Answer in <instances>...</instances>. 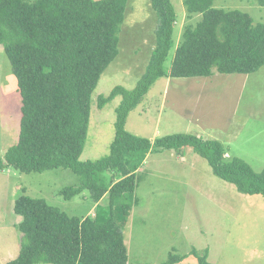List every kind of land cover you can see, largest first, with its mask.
<instances>
[{
    "label": "trees",
    "instance_id": "16d2710c",
    "mask_svg": "<svg viewBox=\"0 0 264 264\" xmlns=\"http://www.w3.org/2000/svg\"><path fill=\"white\" fill-rule=\"evenodd\" d=\"M215 0H183L188 17L173 46L176 11L171 0H150L157 16L155 45L135 85L114 86L99 95L103 107L116 96L114 137L109 152L80 160L87 136L91 94L102 72L118 53V32L127 0H0V44L17 81L21 115L17 141L0 154V171L43 172L69 168L77 186L59 189L64 199L88 191L94 211L68 215L44 198L24 193L14 198L22 233L17 254L5 264H128L123 228L142 178L149 152L191 150L203 157L218 178L248 195L264 197V168L256 171L243 158L227 154L224 144L190 132L153 139L128 131L126 119L160 77L248 74L264 65V23L249 13L213 6ZM264 6V0H255ZM170 57V65H165ZM114 177L107 180L104 172ZM203 253L170 254L160 264H175Z\"/></svg>",
    "mask_w": 264,
    "mask_h": 264
},
{
    "label": "rangeland",
    "instance_id": "374dc122",
    "mask_svg": "<svg viewBox=\"0 0 264 264\" xmlns=\"http://www.w3.org/2000/svg\"><path fill=\"white\" fill-rule=\"evenodd\" d=\"M176 11L175 47L188 17L183 0H171ZM215 7L249 13L254 23H264V6L255 0H215ZM157 16L150 0H127L118 32V53L100 75L91 94L87 136L80 160H95L109 152L114 137L116 96L103 107L98 96L116 85L131 89L149 61L155 45ZM165 65L169 67L170 57ZM21 96L3 46L0 44V154L19 135ZM128 131L153 139L175 132L214 138L227 154L238 156L256 171L264 168V65L257 71L208 76L160 77L143 101L126 119ZM191 150L179 159L170 150L149 152L139 169L136 204L123 228L128 264H160L169 255H184L195 248L212 264H264V197L239 192L215 176L207 161ZM187 154V155H186ZM197 158L191 165L187 156ZM179 156V155H178ZM184 157V158H183ZM107 180L118 178L109 171ZM80 178L69 168L43 172L0 171V264L13 258L22 233L21 216L14 212V198L24 193L44 198L68 215L84 217L94 211L88 191L64 199L65 186ZM52 264V263H38ZM175 264H198L194 255Z\"/></svg>",
    "mask_w": 264,
    "mask_h": 264
},
{
    "label": "crops",
    "instance_id": "0c3cea01",
    "mask_svg": "<svg viewBox=\"0 0 264 264\" xmlns=\"http://www.w3.org/2000/svg\"><path fill=\"white\" fill-rule=\"evenodd\" d=\"M170 151H172V152H174L175 154H176V152L174 151V150H170ZM178 155H177V157L180 159L181 158V155H183L184 154V150L182 151V152H180V153H177ZM193 154V153H192ZM195 154V153H194ZM187 155V154H186ZM196 155V154H195ZM195 155H189V156H187V159H188V162H190V160H191V162H190V164L192 165L193 163H194V161L196 160V156ZM147 156H148V154H147ZM147 156H146V158H147ZM146 158H145V161H146ZM184 158V157H183ZM144 161V162H145ZM6 169H9V168H6ZM6 169H4V170H6ZM3 171V170H2Z\"/></svg>",
    "mask_w": 264,
    "mask_h": 264
}]
</instances>
